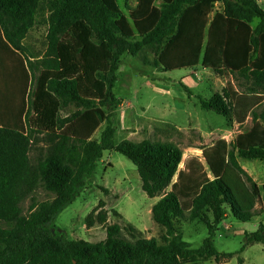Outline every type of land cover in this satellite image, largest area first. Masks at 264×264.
I'll list each match as a JSON object with an SVG mask.
<instances>
[{"label":"trees","instance_id":"trees-1","mask_svg":"<svg viewBox=\"0 0 264 264\" xmlns=\"http://www.w3.org/2000/svg\"><path fill=\"white\" fill-rule=\"evenodd\" d=\"M217 3L137 0L128 18L117 0H0V41L22 72L14 98L18 120L0 122V264H203L233 257L218 252L216 233L228 215L242 223L259 216L262 199L240 159L264 163V8L257 0H225L224 11L216 12ZM45 4L50 11L47 54L32 61L23 42ZM146 47L154 48L163 72L201 66L250 82L244 92L228 83L201 106L240 127L251 119V128L231 143L219 140L204 148V163L193 157L183 170L184 154L173 144L117 143L107 111L119 106L113 89L121 58ZM70 103L83 112L63 117V106ZM104 123L100 140H94ZM39 135L49 137V154L34 166L30 151ZM78 146L84 151L81 161ZM106 151L129 159L143 192L150 199L161 197L152 217L166 229L162 245L137 238L134 233L140 232L132 225L127 229L134 242L122 237L119 225L108 226L107 239L97 244L56 234L55 219L87 188ZM38 187L56 197L25 217L20 204ZM105 207L101 202L87 218L90 227L97 215L98 224L107 223ZM181 221L207 227L199 249L184 241L177 228ZM244 239L241 253L264 245V224Z\"/></svg>","mask_w":264,"mask_h":264},{"label":"rangeland","instance_id":"rangeland-1","mask_svg":"<svg viewBox=\"0 0 264 264\" xmlns=\"http://www.w3.org/2000/svg\"><path fill=\"white\" fill-rule=\"evenodd\" d=\"M260 4L264 0H257ZM121 12L130 18V12L137 6V0H117ZM225 0H218L216 12L224 11ZM157 1L156 6L161 7ZM50 11L48 6L36 13L35 24L23 42L25 53L31 60H40L47 54V34ZM213 17V16H212ZM259 22H253L256 28ZM35 58V59H33ZM228 83H233L241 92L247 91L251 83L234 75L220 76L212 70L199 66L195 69L177 72H163L157 67L154 48L146 47L136 55L126 54L121 58L118 82L113 89L118 107L107 111L109 122L116 129V142L131 140L150 141L153 144H173L184 154L180 169L193 157L203 163V149L219 140L231 143L241 132L251 128L252 121L240 127L231 120L214 112L202 109L201 101L209 100L216 92H221ZM84 108L74 103L63 106L62 116H72L83 112ZM108 123H104L93 137L100 140ZM48 136L39 135L38 143L30 151L31 163L36 166L49 154ZM77 159L84 157L83 147L78 146ZM76 155V154H75ZM244 172L256 181L261 189L262 199L258 204L259 216L242 223L228 215L216 233L215 247L220 254H233L232 258L221 260V264H264V245L255 244L241 253L245 234L256 232L264 224V163L240 159ZM170 190V189H169ZM168 190V191H169ZM55 194L38 187L20 204L25 217L30 216L43 203H51ZM161 199H150L142 190V182L135 165L115 151L104 152L98 162L96 172L88 181L87 188L80 196L58 215L53 223L57 235L69 240L85 241L93 244L107 239V227L119 225L122 237L134 242L127 229L134 226L140 235L137 238L156 240L163 244L166 229L158 226L152 217L154 205ZM103 202L108 214L106 224H98L95 215L94 226H89L87 218ZM117 212L118 215L115 214ZM184 241L193 249H199L208 237L207 227L199 221L177 223ZM134 235V236H135ZM214 259L203 264H220Z\"/></svg>","mask_w":264,"mask_h":264},{"label":"crops","instance_id":"crops-1","mask_svg":"<svg viewBox=\"0 0 264 264\" xmlns=\"http://www.w3.org/2000/svg\"><path fill=\"white\" fill-rule=\"evenodd\" d=\"M260 5L264 8V1ZM15 63L18 62H15V58L0 41V122L6 120L12 123L18 120V105L14 98L20 85L19 79L22 72L19 69V63ZM241 259L244 264V258Z\"/></svg>","mask_w":264,"mask_h":264}]
</instances>
